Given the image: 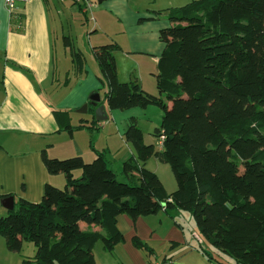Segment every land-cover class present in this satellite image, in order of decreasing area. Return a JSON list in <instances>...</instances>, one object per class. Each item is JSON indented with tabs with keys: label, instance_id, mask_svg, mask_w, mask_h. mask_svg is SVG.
Instances as JSON below:
<instances>
[{
	"label": "trees",
	"instance_id": "1",
	"mask_svg": "<svg viewBox=\"0 0 264 264\" xmlns=\"http://www.w3.org/2000/svg\"><path fill=\"white\" fill-rule=\"evenodd\" d=\"M168 20L170 26L159 31L163 50L156 84L171 104L136 80L119 82L114 57L119 46L94 50L111 111L151 106L163 111L154 133L161 150L145 145L132 119L124 136L136 156L123 164L125 183L117 180L105 152L94 149L95 159L86 163L80 156L52 159L43 150L48 173L62 174L65 187L48 184L41 202L19 200L7 216L0 215V236L9 252L21 253L24 243H32L34 264H96L99 242L109 253L125 242L120 216L136 221L184 212L193 217L202 242L231 264H264V0H193L170 11ZM66 48L74 74L84 75L82 52ZM95 111L89 107V125L75 127L69 112L55 113L66 116L62 130L72 134L93 130ZM152 157L170 166L177 183L173 193L145 167ZM200 241L198 250L223 264ZM131 243L154 256L138 236Z\"/></svg>",
	"mask_w": 264,
	"mask_h": 264
},
{
	"label": "crops",
	"instance_id": "2",
	"mask_svg": "<svg viewBox=\"0 0 264 264\" xmlns=\"http://www.w3.org/2000/svg\"><path fill=\"white\" fill-rule=\"evenodd\" d=\"M68 3L72 4L70 11L73 12H76L79 5H83L79 0H31L28 3H18L13 13L10 14L4 0H0V213L4 210L8 212L3 205L4 200L8 198L5 196L13 197L15 208L19 200L31 203L41 202L48 184L55 187L60 184L65 185L66 181L62 174L50 175L48 173L42 160L43 150H46L52 159L83 157V151L87 149L82 148L80 141L86 134L85 136L90 141L89 148L91 147V152L95 157L94 149L105 152L107 159L108 155L114 153V148L110 147L107 136L104 138V148L99 150L93 146L94 132L102 127L99 123L95 125L96 129L87 130L85 128L70 134L69 131L62 130L66 125V116L58 115L56 117V111L69 112L70 125H72L71 109L67 105L70 97L66 95L69 90L66 77L70 70L68 69L66 72L62 85L58 79L59 74H62L59 68L65 67L63 64L67 65L68 49L64 48L60 53L63 58L57 57L52 22V15L60 18L61 10ZM121 7H123L122 4L117 5L112 1L103 8H105V12L111 14L112 18L121 23L122 18H119L118 15ZM100 8L97 9V12ZM53 12L55 14H52ZM82 12L87 13L85 6H83ZM97 28L94 30L97 34L102 33L105 38L112 40L110 38L112 35L109 36L108 32L106 34L101 27ZM114 43L117 45L116 42ZM74 96L77 97V95ZM79 101L82 105L88 104L91 107L90 98L89 100L81 98ZM59 138H64L63 145L66 146L63 156H59L55 151L59 147ZM130 157H134V155L125 158L122 163L124 164ZM108 162L113 165L111 161L108 160ZM145 218L148 219V217ZM140 219L133 221L126 215L118 218V229L125 237L124 246L127 245L126 236L128 235L138 236L142 241L143 237L139 231ZM178 227L181 228V236H177L174 241L172 238H167L173 231V227L168 226L162 232L164 238L161 240L165 244L166 251L164 258H171L165 264H215L198 250V239L201 240L202 248L208 250L218 262L231 264L226 256L202 242L197 229H192L189 235L180 224H175V230H178ZM150 231L152 240L156 236V230L151 229ZM170 242L172 245L169 247ZM0 244L2 250L5 248L8 254L11 253L7 250L6 245H3L5 243L0 242ZM130 244L132 245L131 240ZM148 246L154 249L155 254L152 257L147 255V264H162L163 259L160 260L156 255L155 244H148ZM132 247L135 249L133 245ZM122 248L123 246L121 247L119 244L113 253L102 249L103 252L109 254L108 256L103 255L107 261L104 264H115L112 262L113 254L120 257L118 259L121 264H135L137 261L132 257L133 253L124 250L122 254L119 251ZM135 250L140 249L136 248ZM94 256L96 259L95 253ZM153 257L155 261H152ZM140 264H144L143 260Z\"/></svg>",
	"mask_w": 264,
	"mask_h": 264
},
{
	"label": "rangeland",
	"instance_id": "3",
	"mask_svg": "<svg viewBox=\"0 0 264 264\" xmlns=\"http://www.w3.org/2000/svg\"><path fill=\"white\" fill-rule=\"evenodd\" d=\"M91 1H93V8L88 9L86 14L80 11L79 8L76 9V12L70 11L72 4L68 3L63 10L60 9V18L52 15L57 57L63 58L60 53L64 48L67 50L66 47L69 45L74 51H81L86 60V73L81 76L74 74L75 72L72 69L73 63L71 62L72 56L70 50H68L66 58L67 65L63 64L65 67L61 66L59 68L62 74H59L58 79L60 85H62L65 80L66 72L68 69L70 70L69 90L66 95L70 97L67 105L69 109H71L72 125H79L82 122L90 123L92 121L91 113H79L84 105H86H82L79 100L81 98L89 100L95 93L100 96L101 105L106 107V116L108 120L98 122L102 127H100L99 130L95 128L93 146L101 150L105 146L104 138L106 136L108 137L110 147L114 148V153L108 155V160L113 164L111 166L117 174V180L121 183H125L126 180L121 174L123 169L122 160L125 158L127 159L132 154L136 156L133 147L125 141L124 134L129 124L132 122V119H135L137 126L143 132L145 145H153L155 149L159 151L161 145L154 136V133L161 126L163 111L155 106L148 107L147 109L134 108L128 111H111L108 108L105 98L107 85L105 82L101 83L100 81L103 77L94 50L100 45H116L114 43L116 42L117 46L122 48L114 52L119 82L130 83L136 80L147 93L156 97H161L168 104H171L166 96L160 94L156 84V75L158 73L157 61L163 50V46L159 40V30L170 26L168 20L170 11L184 6L193 0H119L124 2L108 0L104 1L102 4H99L97 0ZM112 1L117 5H123L118 14L119 18H122L121 23L112 18L110 16L111 14L104 11L105 8L103 7L107 6L109 2ZM77 5H79V3ZM99 7L101 8L99 12H97ZM102 9L103 12H101ZM116 10H118L117 7ZM52 14L55 13L53 12ZM99 26L106 34L108 32L109 36L112 35L110 36L112 40L105 38L102 33L97 34V32L94 31L96 27L100 28ZM66 40H69L68 44ZM74 95H77V97ZM104 129H106V131H103ZM85 135L80 141L82 148L85 147L87 149H84L82 158L86 163H91L95 155L91 152V147L89 148L90 141ZM63 139L64 138L58 139L59 147L55 149L59 156H63L66 152ZM145 167L158 176L168 194L173 193L177 189L174 174L168 164L162 163L155 157H152L147 161ZM240 171L243 172V169L241 168ZM80 174V172H77L76 177H79ZM64 187L65 185L60 184L56 188L64 189ZM0 215L5 217L8 215V212L4 210ZM172 217H174V219ZM172 217L164 212H160L157 215L148 217V219L145 217L141 218L139 222V231L143 237L142 242L144 244H155L156 255H158L160 260L164 258V252H166L165 244L161 240L164 238L162 232H164L168 226L173 227V231L167 238H172L173 241L176 240L177 236H181V228L178 227V230L174 228L175 222H178L181 227L184 228L186 234L190 235L192 229H196L194 219L190 214L183 212L177 215L174 214ZM151 229L156 230V236L152 240L150 239ZM131 237L132 235L126 236L127 245L124 246V243H121L120 245L121 247L123 246V248L119 251L122 252V254L124 250L133 253L132 257L137 261L135 264H140L142 260L144 264H147L146 259L148 258L147 255H149V252L145 250H135L136 248L134 249L130 244ZM0 242L5 243L1 236ZM170 245H172V242H170L169 247ZM102 249H104L103 244L99 242L94 249L96 264H104V262H107L103 255L108 256L109 254L103 252ZM34 252H36V250L32 243H24L21 253L12 254H8L5 248L2 250L0 244V264H24V261H31V264H34ZM115 255L116 254H113L112 256L114 257L112 262L121 264L118 259L120 257ZM152 261H155V258L152 259Z\"/></svg>",
	"mask_w": 264,
	"mask_h": 264
},
{
	"label": "water",
	"instance_id": "4",
	"mask_svg": "<svg viewBox=\"0 0 264 264\" xmlns=\"http://www.w3.org/2000/svg\"><path fill=\"white\" fill-rule=\"evenodd\" d=\"M105 0H97V2L99 4H102ZM90 105L94 108H96V111H95V119L97 122H102V121H105L107 120V116H106V113H105V107L102 106V105H99L100 102H101V99H100V96L98 94H93L91 97H90ZM88 108H89V105L86 104L84 105L83 109H81L79 111V113H87L88 112ZM3 205L4 207L8 210V211H12L14 209V199L13 197H8L7 199L4 200L3 202Z\"/></svg>",
	"mask_w": 264,
	"mask_h": 264
},
{
	"label": "built area",
	"instance_id": "5",
	"mask_svg": "<svg viewBox=\"0 0 264 264\" xmlns=\"http://www.w3.org/2000/svg\"><path fill=\"white\" fill-rule=\"evenodd\" d=\"M29 1L31 0H4V3H5L7 10L11 14L15 10V7L18 3H28ZM80 2H82L86 6V11L90 9L93 4L91 0H81ZM161 144L162 143L160 142V145Z\"/></svg>",
	"mask_w": 264,
	"mask_h": 264
}]
</instances>
